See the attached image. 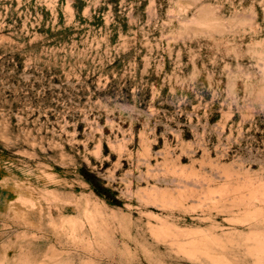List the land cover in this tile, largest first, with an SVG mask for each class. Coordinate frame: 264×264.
<instances>
[{"label": "rangeland", "instance_id": "obj_1", "mask_svg": "<svg viewBox=\"0 0 264 264\" xmlns=\"http://www.w3.org/2000/svg\"><path fill=\"white\" fill-rule=\"evenodd\" d=\"M0 264H264V0H0Z\"/></svg>", "mask_w": 264, "mask_h": 264}]
</instances>
